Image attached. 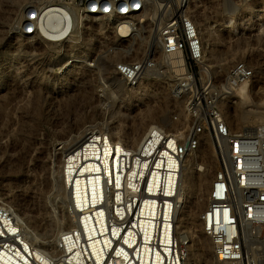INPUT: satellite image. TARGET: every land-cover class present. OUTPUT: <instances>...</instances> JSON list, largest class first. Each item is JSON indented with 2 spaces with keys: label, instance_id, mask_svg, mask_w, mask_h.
Listing matches in <instances>:
<instances>
[{
  "label": "bare ground",
  "instance_id": "obj_1",
  "mask_svg": "<svg viewBox=\"0 0 264 264\" xmlns=\"http://www.w3.org/2000/svg\"><path fill=\"white\" fill-rule=\"evenodd\" d=\"M192 1L190 12L202 38L204 58L207 60V56H210L209 59L211 60L216 51L217 43L222 39L223 32L227 31L231 34L238 25L232 17H228L219 23L217 28L211 27L207 20L202 23L197 9L199 0ZM37 3L43 6L44 12L40 27L41 33L37 36L27 37L38 38L41 36L40 38L44 42L53 45L64 41V39L67 42H76L75 39H78L79 35L82 36L80 32L88 33L80 30L81 19L72 6L64 7V4L59 1L57 3L55 0ZM98 21L99 27H114L121 23L120 19L100 18ZM119 29L120 33H127V24L123 23ZM89 33L87 34V42L95 47L97 42L94 40V33L92 31ZM117 34L115 32V36ZM20 35L24 37L22 34ZM143 42L145 41L143 40ZM74 47L75 45L71 44L70 50L73 52V57L78 51ZM143 47L144 44L140 42L132 48V51L139 53ZM154 48L157 47L154 46ZM90 50L92 48L86 47V53L83 52L79 56L87 54ZM65 55L67 53L64 54V57ZM106 56V54H102L99 59L102 60ZM165 56L168 58L167 60L160 55L158 58V63L163 67V62L167 63L168 72L165 77L159 81H151L147 76L140 82L139 86L143 93L151 92L152 87H154L153 91L158 94L157 99L162 100L161 103L164 102L163 104L167 105L170 99L168 93L173 85L178 82L180 76L182 77L180 74L186 73V76L189 77V73L186 69V60L181 53ZM231 61L232 57H224L214 69V73L222 75L228 69ZM170 64L172 66L180 65V67H173L175 70H171ZM69 65L76 67L77 64L69 62L68 58L60 70L61 79H64V76L72 70L71 67L69 69ZM210 71L207 68L202 69V78L207 77ZM169 76L172 78L164 81ZM146 80L149 82H145ZM172 80L173 84L171 85ZM106 81H112L116 87L124 88L123 82L116 76H106ZM62 87L63 90L59 91L53 88L52 95L56 94L55 98L59 97L64 100V86ZM247 87V83L240 84L236 87L235 94L220 102L223 118L234 133L251 132L253 128L250 126L257 121L253 114L241 113L239 104L231 110L232 98L237 99L234 104L239 102L241 106L249 101ZM126 96L130 99L133 95ZM115 98L114 95L113 100ZM184 98H173L174 108L179 111L178 120L175 121L171 117L148 108L146 112L141 113L139 123L135 124L138 125V128H135L136 126L134 127L133 124L132 134L126 139L122 137L119 126L116 125L113 128L109 127L110 125H103L104 122L87 120L89 113H86L81 116L74 115V120L70 123L67 122L68 124H64V120H61L62 122L59 124L56 122L54 128H51L52 136L44 137L43 130H40L39 137L37 135L35 139L29 138L25 141L15 139L9 134L8 125L4 119L6 102L0 98V162L5 161L19 175L18 186L20 189L15 192L21 194L25 191L28 196L36 200V204L38 203V209L31 208L32 213H29L22 210L20 205L14 203L12 199L9 201L6 197H0L3 198L2 200L9 210L8 215H10L12 226H8V230L13 234L7 242L1 244L0 264H107L103 261L104 256L113 243L114 248L119 243L114 239L121 232L122 227L120 228L119 224L122 221L120 219L124 217L122 216L124 210L133 198V179L140 178L142 175L149 177L151 170H144L146 155L159 141L158 134L154 132L155 127L157 129L162 127L160 124L153 123L148 126L149 129L146 132H142V130H144L147 121L160 120L166 125V129H169L164 131L173 130L172 133L177 136L176 144H184L189 131V119L185 112L186 100ZM45 122L43 123L45 124ZM47 122L53 124L51 120ZM12 141L13 144L14 142L18 143L20 148H18L17 153L15 151L14 154H8L5 157L4 151H7L6 148ZM170 146L174 147L173 144ZM205 149L206 154L204 153ZM166 157L165 162L169 168L173 159L169 153ZM166 164L164 163V165ZM216 164L212 139L207 133L202 136L200 148L196 151L187 152L183 155L182 161L179 162L177 179L179 189L176 192L177 220L173 225V239L176 238L177 246L184 239L180 235L184 231L188 233V251L185 261L181 264H194L198 255L201 256L202 264H232L219 261L216 258L214 246L208 242V237L202 231V222L196 217V213L204 210L208 204L210 189L217 171ZM127 165H129V169ZM135 172L137 173L135 174ZM157 176L156 173L153 175L154 181L158 179ZM173 180L174 173L170 172L168 181L172 183ZM15 192H13L14 196L17 194ZM153 208L154 206L150 205V210ZM147 223L146 221L142 225L145 226ZM147 226L150 230L151 224H147ZM0 233L8 234L7 231L1 229ZM121 237L126 242L123 234L119 235V238ZM163 237L164 240H168L169 236L164 235ZM129 242L132 243V241ZM250 245L254 251V243L251 242ZM126 250L130 253V249H124L120 246L113 255L112 263L122 264L124 260L127 261L128 252ZM147 250L148 246L145 245L143 264H147ZM164 250L166 252L164 264H172L169 247L164 246ZM253 251L252 255H249V264H258ZM30 255L33 259H30ZM130 264L133 263L130 262Z\"/></svg>",
  "mask_w": 264,
  "mask_h": 264
},
{
  "label": "built area",
  "instance_id": "obj_2",
  "mask_svg": "<svg viewBox=\"0 0 264 264\" xmlns=\"http://www.w3.org/2000/svg\"><path fill=\"white\" fill-rule=\"evenodd\" d=\"M58 1L75 9L81 19L80 30L92 31L97 42L90 50L91 55L72 56L69 62L77 64L85 58L88 65L95 66L98 57L91 52L100 44L101 38H105L107 33H113L116 43L112 45L111 54L121 57L113 62L110 76L118 77L124 88L132 90L149 77L160 64L159 55L166 59L165 55L181 53L189 73V77L186 73L180 74L182 77L180 76L171 89L174 98L185 97L186 100L185 112L190 127L186 142L177 145L175 134L155 127L154 132L158 134L159 141L146 155L144 167V170H151L150 175L133 179V198L124 210V217L120 219L122 223L119 226L122 228L119 235L123 234L126 242L118 235L114 240L119 243L115 248L114 243L112 244L103 261L107 264H118L112 263V259L122 246L130 249V253L126 250L128 258L122 264H143L146 245L147 264H164V246L170 249L172 264L184 262L183 248L187 247L188 237H184L178 246L176 238L173 239V225L177 220L179 162L184 154L200 148L202 136L207 133L213 141L217 171L208 204L199 213L202 231L212 242L214 254L219 261L249 264L253 251L250 243L253 240L248 225L254 223L264 227V127L251 132H232L223 118L220 102L232 96L237 86L249 82L254 76L253 69L244 61H237L220 85H214L207 77L200 78L198 84L191 64L202 69L206 67L202 38L190 12L192 0ZM24 9L18 33L24 37L39 35L43 6L33 2L25 4ZM100 18L120 19L121 23L114 27H99ZM123 23L128 27L125 34L119 32ZM115 32L118 33L117 36ZM140 42L144 44L142 51L134 53L132 48ZM173 67L179 68L180 65ZM102 80L100 96L107 92L109 86L115 90L114 83L106 81V76ZM168 153L173 159L169 168L165 162ZM127 168H130L129 165ZM170 172L174 173L172 183L168 181ZM155 173L158 175L157 182L153 179ZM2 199L0 198V229L8 234L0 233V247L13 236L8 230V226H12L9 210ZM150 205L154 206L152 210ZM146 221L151 224L150 230L147 224L142 225ZM164 235L169 236L168 240L163 239ZM18 243L21 245L19 240ZM254 246L257 247L255 244ZM258 247L263 250V240ZM30 259H33L31 255Z\"/></svg>",
  "mask_w": 264,
  "mask_h": 264
},
{
  "label": "rangeland",
  "instance_id": "obj_3",
  "mask_svg": "<svg viewBox=\"0 0 264 264\" xmlns=\"http://www.w3.org/2000/svg\"><path fill=\"white\" fill-rule=\"evenodd\" d=\"M46 1L49 0H0V95H2L0 98L6 102L4 119L8 125L11 137L14 136L15 139L20 141H25L29 138L33 140L40 133V130H43L44 137H49L53 135L51 130L56 122L59 124V122L61 123L64 120V124L70 123L76 115L81 116L86 113H89L87 120L92 119L101 123L104 122L103 125H110L109 127L113 128L116 125L117 127L119 126L120 133L125 139L131 136L135 126V128H138V125L135 124L139 123L141 113L146 112L148 108H152L159 114H164L176 121L179 117V111L174 108V96L171 89L168 93L170 99L167 105L163 104L164 102L161 103L162 100L157 99L156 96L158 94L153 91L154 87H152L151 92L143 93L140 86L131 91L116 86L114 90L109 86L107 92L102 96L99 95V90L103 85V77L110 76L113 62L121 57L118 55L112 56L111 54L113 52L111 51L112 45L116 43L113 33H107L105 38H101L100 44L91 52L92 55L98 57L95 66L91 67L84 61L85 58H82L83 61L78 62L76 67L74 66L75 68L69 65V69L71 67L72 70L64 76V79H61L60 70L68 58L73 55L70 50L71 44L75 45V49H78L75 56L82 55L86 47L93 48L94 45L91 46L87 42V34L89 32L86 34L80 32L82 36L79 35L78 39H75L76 42H67L64 39V41L53 45L44 42L40 38L41 36L38 38H25L18 34L17 28L23 16L25 4L33 2L44 3ZM55 1L58 3V0ZM197 6L198 16L202 23L207 20L211 27L217 28L219 23L228 19V17H232L238 25L237 28L232 30L231 34L227 31L223 32L221 41L216 45L213 59L210 60V56H207L204 66L211 71L206 79L211 80L214 85H220L227 76L231 66L237 61H244L254 72V76L247 82L249 101L241 106L239 102L234 104L237 99L232 98L231 102L233 101V105H231V110L239 104L241 113H251L257 119L250 128L256 130L264 127V0H199ZM64 7L70 6L64 4ZM17 37L18 40H16ZM65 53L67 55L64 57ZM89 53L87 52V54ZM102 54L107 56L100 60L99 58ZM226 56L232 57L228 69L222 75H216L214 69ZM163 65L164 67L159 64L157 69L150 73L149 78L151 81H159L165 77L168 67L165 62H163ZM191 65L199 84V79L202 78V68L194 64ZM171 70H175L172 65ZM173 73L175 72L173 71ZM169 78L172 77L169 76L164 81ZM145 82L149 81L146 80ZM62 86H64V100L59 97L55 98L56 94L52 95L53 88L59 91L63 90ZM114 95L116 98L113 100ZM126 95L133 96L128 99ZM140 96L143 97L141 98ZM227 98L230 97L224 99ZM48 112L51 115L47 114ZM43 119L44 121H41ZM50 120L53 124L47 122ZM153 123H157L156 125L160 124L164 129L167 128L162 121L153 120L147 121L142 132H146L149 129L148 126ZM37 130L39 132H36ZM170 132H173V130H170ZM18 148H20V145L15 142L13 144L12 141L6 148L7 151H4V156L7 157L8 154H14L15 151L17 153ZM204 151L206 154V149ZM8 167L9 165L5 161L0 162V197H6L9 201L12 199L14 203L16 202L20 205L22 210L32 213V209H38V203L36 204V200L28 196L25 191L21 192V194L15 192L20 189L18 186L19 175ZM13 192L17 194L14 196ZM33 205L36 206L34 207ZM199 213L200 211L196 213L197 218H199ZM248 228L253 243L257 246L253 251L257 257V263L264 264V248L261 251L258 247L260 241L264 240V227L251 223ZM187 236L188 233L186 231L180 235V237ZM208 242L212 245L209 238ZM187 249V247L183 248L184 258H186ZM200 257V255L196 256L194 264H202Z\"/></svg>",
  "mask_w": 264,
  "mask_h": 264
}]
</instances>
